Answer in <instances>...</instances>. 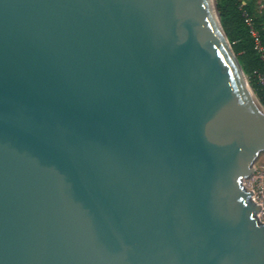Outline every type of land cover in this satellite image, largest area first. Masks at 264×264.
<instances>
[{
    "label": "water",
    "instance_id": "1",
    "mask_svg": "<svg viewBox=\"0 0 264 264\" xmlns=\"http://www.w3.org/2000/svg\"><path fill=\"white\" fill-rule=\"evenodd\" d=\"M256 100L215 0H0V264H264Z\"/></svg>",
    "mask_w": 264,
    "mask_h": 264
},
{
    "label": "trees",
    "instance_id": "2",
    "mask_svg": "<svg viewBox=\"0 0 264 264\" xmlns=\"http://www.w3.org/2000/svg\"><path fill=\"white\" fill-rule=\"evenodd\" d=\"M217 9L231 47L264 106V18L253 15L239 0H217Z\"/></svg>",
    "mask_w": 264,
    "mask_h": 264
},
{
    "label": "built area",
    "instance_id": "3",
    "mask_svg": "<svg viewBox=\"0 0 264 264\" xmlns=\"http://www.w3.org/2000/svg\"><path fill=\"white\" fill-rule=\"evenodd\" d=\"M261 82L264 84V76ZM243 183L249 191H252V200L260 206L257 217L264 223V163L254 166L252 175Z\"/></svg>",
    "mask_w": 264,
    "mask_h": 264
},
{
    "label": "rangeland",
    "instance_id": "4",
    "mask_svg": "<svg viewBox=\"0 0 264 264\" xmlns=\"http://www.w3.org/2000/svg\"><path fill=\"white\" fill-rule=\"evenodd\" d=\"M243 5L248 6L255 16H262L264 18V0H239ZM217 5V0H215ZM246 76V74H245ZM246 79L251 86L248 77L246 76ZM263 77H261V80ZM252 88V87H251ZM255 93V92H254ZM264 163V151L260 153L258 158L256 159L254 166H258L259 164Z\"/></svg>",
    "mask_w": 264,
    "mask_h": 264
},
{
    "label": "bare ground",
    "instance_id": "5",
    "mask_svg": "<svg viewBox=\"0 0 264 264\" xmlns=\"http://www.w3.org/2000/svg\"><path fill=\"white\" fill-rule=\"evenodd\" d=\"M214 3V0H213ZM223 37V36H222ZM224 39V38H223ZM225 41V40H224ZM256 103L258 104V106L263 110L262 106L259 104V102L256 100ZM264 111V110H263Z\"/></svg>",
    "mask_w": 264,
    "mask_h": 264
}]
</instances>
